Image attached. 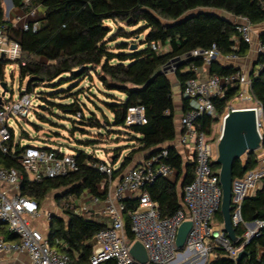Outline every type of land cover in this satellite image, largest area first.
Wrapping results in <instances>:
<instances>
[{"label": "trees", "instance_id": "trees-1", "mask_svg": "<svg viewBox=\"0 0 264 264\" xmlns=\"http://www.w3.org/2000/svg\"><path fill=\"white\" fill-rule=\"evenodd\" d=\"M0 0V24L9 26V37L19 43L21 58L11 63L5 58H0V83L5 82L4 71L8 64L18 66L20 82L28 78L26 92L32 93L36 85H51L55 80L71 82L88 78L94 74L107 92L117 93L122 99L109 93L111 101L105 103L107 110L112 115L109 120L104 114L103 126L93 113L85 117L83 108L78 100L70 99L67 105H57L64 113L76 117L79 126L104 128L105 131L124 132L129 135L136 148L131 150L121 161L117 170L113 172V179L133 168V160L138 153L144 158L165 147L168 151L166 163L177 172L175 182L166 179H157L148 185L145 191L152 201L156 202L162 217H171L182 208V200L178 195V183L183 177L182 187L190 184L194 178L195 164H183L182 156L174 147L176 139L175 107L173 102L172 84L162 68L173 59L188 55L194 50H207L213 44L222 56H244L249 46L239 38L235 21L246 18L251 25L264 22V7L260 0H38L43 7V19L36 31L15 29L4 19ZM24 0H11L13 7L21 8ZM212 12H216L212 14ZM190 17L184 22L181 19ZM106 22L123 24L126 27H141L136 34L145 33L141 45L131 50V44L120 43L113 53L108 46L111 39L108 35L111 29ZM120 30L119 37L133 38V33ZM264 36V35H263ZM261 36L260 38H262ZM159 43L166 47V53L152 51L151 44ZM130 47V48H129ZM130 49V51H128ZM262 61L259 58L258 63ZM24 63V64H23ZM194 64L201 68V60L187 61L180 65L174 72L175 80L180 93L185 83L195 78L196 74L189 70ZM232 65L222 66L216 62L209 66V74L227 76L237 72ZM63 77H66L63 79ZM250 92L254 102L258 103L264 112V68L253 70L249 76ZM237 88H229L222 98L213 99L218 118L211 119L203 116L196 121L198 131L211 134L212 127L220 121L226 113L229 103L239 96ZM43 100V98L41 99ZM142 106L146 123L126 127L125 118L129 108ZM188 109V101L182 98V112ZM73 124L75 122L72 121ZM74 131L87 134L83 127L72 126ZM121 130V131H120ZM28 138L23 133L19 139ZM99 139L77 141L79 149L74 154L80 169L69 173L65 177L46 179L41 182H31L20 167L17 157L0 155V166L14 168L21 175L19 193L37 202L40 206L50 194L59 203L68 196L79 197L88 191L98 199H103L105 194L98 189L105 176L92 165L84 163L89 160L91 164L102 163L93 154H87L86 148L93 149L99 144ZM29 146V145H27ZM15 154L21 152L19 144L15 145ZM49 149L51 147H44ZM114 149L118 155L112 162L116 165L122 150ZM256 166V153L244 155V159L236 160L232 166V179L241 178L246 171ZM213 170H218L212 164ZM122 212L126 236L133 239L130 231V215L137 206V200L126 199L123 201ZM220 210V209H219ZM214 215V220L221 225L220 211ZM240 216L244 223H264V179L254 195L243 200L240 206ZM104 225L85 219L71 212L54 215L48 221L47 238L51 247L59 253L65 254L74 264H89L92 254L91 240ZM239 236V227L234 230ZM0 237L6 242H17V237L9 233L4 226H0ZM247 253L241 261L227 257L224 251H214L210 264H264V225L259 229L258 235L244 246ZM102 264H117L110 260Z\"/></svg>", "mask_w": 264, "mask_h": 264}, {"label": "built area", "instance_id": "built-area-1", "mask_svg": "<svg viewBox=\"0 0 264 264\" xmlns=\"http://www.w3.org/2000/svg\"><path fill=\"white\" fill-rule=\"evenodd\" d=\"M39 6L41 5L38 0L23 1V6L19 9L25 11L28 21L21 30L31 29L34 32L38 29L41 21L37 11ZM235 23L239 34L236 44L242 40L249 48L254 45L258 60L262 58L257 70L263 69L264 36L258 38L255 43L249 21L246 18H239ZM150 47L156 53H163V46L159 43H152ZM0 58H5L11 63L21 58L20 45L10 39L7 24H0ZM197 59L202 61L201 68L204 69V67L209 68L213 62L226 66L235 62L237 56L232 54L222 56L213 44L207 50H194L188 55L177 58L176 61H170L162 68V72L166 75L174 73L180 65ZM201 68L194 64L189 66V70L193 71L196 77L185 83L181 93L182 98L188 101V109L178 120L179 127L176 128L175 149L182 156L183 164H195L193 181L180 188L181 209L171 217H162L158 204L152 201L145 191L146 186L152 185L157 179L176 181V170L166 163L168 151L165 147L144 158L135 167L124 171L114 188L115 169L107 163L100 162L93 165L86 160L84 163L86 166L92 165L105 176L100 183L105 198L99 212L85 205L86 200L95 205L99 202V199L88 191L79 197L68 196L62 199L55 211L44 209L42 205L19 193L21 175L16 169L0 166V222L4 223L2 226L9 233L17 237V242L0 239V252L24 253L29 258V264H74L68 256L51 247L42 226L41 228L34 226V221L46 222L48 225L52 216L71 212L95 222H99V217L104 220L101 224L105 228L91 240L92 254L89 264H102L110 260L117 264H139L130 254V248L135 242L141 243L147 253L145 264H210L216 250L224 251L227 257L235 260L238 253L258 235L259 229L264 225L262 222H256L254 227H250L240 216L243 200L254 195L264 179V112L256 102H254L255 106L250 108L255 113L260 144L255 151L256 166L246 171L241 178L232 180L231 220L234 230L239 227L240 235L228 240L222 231L223 225L221 224L217 229L213 225L214 215L221 205V188L219 169L213 170L211 165L216 159V147L222 124L230 109L228 108L220 117L221 127L216 141L214 135L198 131L196 121L203 116L218 118L213 99L222 98L229 88H237L239 95L254 100L250 92L247 72L238 70L227 76L208 74L206 77H200L198 71ZM7 95L8 89L3 96L0 92V155L17 157L18 164L31 182L38 183L77 172L80 166L74 153L67 152L62 147L45 149L27 146L24 139H15V132L9 120L30 117L34 103L25 87L19 89L18 95L10 97ZM76 117L79 118L80 113H77ZM145 123L142 106L128 109L125 118L126 127ZM16 144L21 148L18 155L15 154ZM86 153L98 158L91 150H86ZM126 199L138 202L136 209L130 215L132 240L126 236L122 216L123 201ZM186 221L191 222L192 226L183 248L178 249L177 231Z\"/></svg>", "mask_w": 264, "mask_h": 264}, {"label": "rangeland", "instance_id": "rangeland-1", "mask_svg": "<svg viewBox=\"0 0 264 264\" xmlns=\"http://www.w3.org/2000/svg\"><path fill=\"white\" fill-rule=\"evenodd\" d=\"M3 2V1H2ZM6 9V6H5ZM111 32L108 35V46L113 53H119L116 47L120 43L131 44V46L138 47V50L145 48V45H141L144 41L145 33L136 34L135 32L141 27L140 25L135 27H126L123 24H116L109 22L106 24ZM119 29H122L125 33H133V38H122L118 35L121 33ZM130 48V47H129ZM165 49V47H163ZM130 51V49L128 50ZM172 84L173 94L177 93V83L174 73L167 74ZM5 83L7 84L8 95L15 96L19 94V89L26 87L28 78L22 82L18 76V66L14 64H8L4 71ZM66 77H63V79ZM1 92V91H0ZM107 92L98 82L96 76L91 74L88 78L71 82L67 78L63 81L60 79L55 80L51 85H36L34 91L31 94V99L34 103V108L31 109L30 117L28 118H16V120H9L10 126L15 132V139H19L26 133L28 138H23L26 145H31L37 148L42 147H62L67 152L74 153V150L79 149L80 145L77 141H84L87 139H99L100 142L94 146L91 151L95 153L98 159L112 164L116 155H114V149L119 147L126 148V145H131L132 141L129 135L124 132L115 133L112 130L105 131L104 128H93L87 126H79L80 121L74 115L64 113L57 105H67L70 103V99L74 97V100H78L83 108L84 116H89L93 113L95 118L103 126L102 114H104L109 120L112 115L107 110L105 103L111 101L110 94ZM116 98L120 99V95L117 93H111ZM43 98V100H41ZM70 98V99H68ZM255 106L254 101L245 99L242 95H239L233 101L229 103L228 108L231 109H245L253 108ZM75 122V124L72 123ZM72 126L83 127L81 129L87 131V134H82L79 131H74ZM221 127V120L215 123L212 127L211 134L214 135L215 141L219 137ZM121 131V130H120ZM128 150H122L119 161L127 153ZM143 154L139 153L141 157ZM244 159V156L241 158ZM178 195L181 194V190L178 187ZM54 195L50 194L43 202L42 207L47 210H52V203L55 204ZM58 204V203H56ZM57 206V205H56ZM55 206V207H56ZM213 225L215 229L220 228V225L213 219ZM34 226L38 228L47 229V223L42 221H34Z\"/></svg>", "mask_w": 264, "mask_h": 264}, {"label": "water", "instance_id": "water-1", "mask_svg": "<svg viewBox=\"0 0 264 264\" xmlns=\"http://www.w3.org/2000/svg\"><path fill=\"white\" fill-rule=\"evenodd\" d=\"M12 6L11 0H9ZM216 12H212L214 14ZM190 17H185L178 21L184 22ZM135 49V46L130 48ZM173 59L172 61H176ZM250 76V73H249ZM1 96L7 92L5 82L0 83ZM260 140L256 129L255 113L251 109H231L230 113L225 117L222 124V131L217 142V156L214 161L219 167V185L221 188V205L220 214L222 216V231L225 233L228 240H233L235 232L231 220V204H232V166L236 160L241 159L246 153L255 152L259 148ZM159 150V149H158ZM183 177L178 183L181 188ZM4 223L0 222V226ZM248 226L254 227L256 222L247 223ZM191 222H183L177 231L176 246L182 249L186 240L187 234L191 229ZM131 256L139 264L147 262V253L141 243L135 242L130 248ZM247 253L242 250L235 258L236 262L242 260Z\"/></svg>", "mask_w": 264, "mask_h": 264}, {"label": "crops", "instance_id": "crops-1", "mask_svg": "<svg viewBox=\"0 0 264 264\" xmlns=\"http://www.w3.org/2000/svg\"><path fill=\"white\" fill-rule=\"evenodd\" d=\"M260 1L264 5V0H260ZM5 6H6V9H5ZM2 8H3V13H4V19L13 28L22 29L23 25L28 21L25 11H22L19 8H15V7H13V5L11 6L10 3H9V0H3ZM37 11H38L39 15L41 16V20H42L43 19V13H44L43 7L42 6L37 7ZM108 23L109 22H106V24H108ZM252 35H253V41H255V43H256L257 39L264 35V22L260 23V24H257V25H252ZM163 52L164 53L167 52L166 47L163 50ZM228 65H232L236 69L242 70L243 72H247L248 74L251 73L253 70L256 71L257 67H258V55L256 54V52L254 50V45L250 46V48L248 49L247 53L244 56L237 57V60L235 62L229 63ZM208 74H209V68H206V67H204V69L201 68L198 71V76H200V77H206ZM176 87H177V93L173 94V102H174L175 114H176L175 115V119H176L175 120V125H176V128H177V127H179L178 120L183 115V112H182V96H181V93L179 91L178 86H176ZM120 99H122V96L120 97ZM126 146L127 147H126L125 151L126 150H128V151L122 157V159L131 150L136 148V144L134 142H132L131 145H126ZM85 150H90V149L86 148ZM122 159H121V161H122ZM143 159H144V154L140 157L139 153H138L135 156L134 160H133V164H135V163L138 164ZM103 163H106V162L103 161ZM120 163H118L116 165L110 164V166H112L115 170H117L119 165H120ZM117 180H118V178L114 179L113 188H114V185H116V181ZM98 189H99V191L101 193H103V189H102V187H100V185L98 186ZM103 199H99V202L96 205L94 203H92L91 201L86 200L85 205L87 206V208L99 212V210H101L102 206H103ZM56 203L57 202H55V204L52 203L53 204V205H51L52 211H55V208H56L55 206L57 205ZM98 221H99L98 223H100V224L102 222H104V220L102 218H100V217H99ZM44 231H45V234L48 233L47 229H44ZM0 239H1V237H0ZM0 264H29V258L24 253H18V252L4 253V252H0Z\"/></svg>", "mask_w": 264, "mask_h": 264}, {"label": "bare ground", "instance_id": "bare-ground-1", "mask_svg": "<svg viewBox=\"0 0 264 264\" xmlns=\"http://www.w3.org/2000/svg\"><path fill=\"white\" fill-rule=\"evenodd\" d=\"M245 109H250V108H245Z\"/></svg>", "mask_w": 264, "mask_h": 264}]
</instances>
